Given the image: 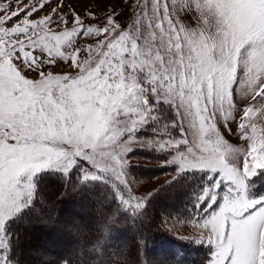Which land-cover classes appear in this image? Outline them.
Returning a JSON list of instances; mask_svg holds the SVG:
<instances>
[{"label": "snow or ice", "instance_id": "obj_1", "mask_svg": "<svg viewBox=\"0 0 264 264\" xmlns=\"http://www.w3.org/2000/svg\"><path fill=\"white\" fill-rule=\"evenodd\" d=\"M137 148L172 169L146 195ZM190 174L203 178L184 213L207 264H264V0H125L104 16L62 0L0 6V264H19L14 226L46 224L48 177L103 185L135 220Z\"/></svg>", "mask_w": 264, "mask_h": 264}, {"label": "rangeland", "instance_id": "obj_2", "mask_svg": "<svg viewBox=\"0 0 264 264\" xmlns=\"http://www.w3.org/2000/svg\"><path fill=\"white\" fill-rule=\"evenodd\" d=\"M7 2L8 0H0V6ZM11 2L14 4L15 0H11ZM62 2L70 4L81 14L85 11H93L99 16H104L106 12L110 11L125 12V0H62ZM65 11L68 9L66 8ZM132 11L133 9H128L125 15L117 17L118 22L122 25L126 22L131 23L129 16ZM43 14L41 13V15ZM184 22L189 23L188 20ZM64 70L63 68L54 69L57 72ZM225 136L230 142H237L236 138L228 133H225ZM161 158L160 154L141 148L129 153L133 176L138 181L147 182L146 185L141 183L133 185L137 195H146L148 191L160 187L170 179L172 169L160 167L158 160ZM202 178V175L197 177L190 174L181 181L174 183L171 188L153 197L143 215L133 220L126 216L122 209L117 208V204L112 202L110 191L103 185L99 187L90 185V190L76 192L70 186H62L58 178L48 177L41 185L40 203L37 204V212L43 216L46 224L37 223L35 215L30 218L27 217L24 221V227L19 229L20 232L17 229L18 244L15 259L19 261V264H63L67 259L55 260L49 251L52 247H49L48 241L42 238L45 232H49L50 235L56 236L58 241L64 240V243L69 242L71 244L70 250L66 251V256L80 264H84L80 259L84 260L86 264L170 263L169 254L172 252L167 253L168 255L153 254V252L150 254L153 240L143 244L139 239H145L143 237L151 230L159 229L165 232V236L173 237L180 243L190 245L195 249L200 247L201 245L191 242L197 237L199 230L192 223L186 222L184 205L187 201L184 197L189 189ZM263 178L264 176L253 178L256 190L260 193H264V188L260 187ZM68 192L78 193L81 200H76L78 202L75 205H72L74 199H67L64 202L63 198ZM125 223L136 226L135 231L137 230V232L133 238L130 233L127 234L125 237L127 244L122 251L95 253L94 258L86 255L90 252L91 248L89 247L93 242L104 240V233L108 228H117V225ZM58 229L61 232H58ZM165 242L166 240H161L159 245ZM168 247L169 250H172L170 246ZM203 247L207 248V245ZM176 252L180 253V251ZM189 256L190 253H186L185 259H189ZM185 259H182L180 263L191 264ZM196 264H207V251L206 255L202 257V261Z\"/></svg>", "mask_w": 264, "mask_h": 264}, {"label": "trees", "instance_id": "obj_3", "mask_svg": "<svg viewBox=\"0 0 264 264\" xmlns=\"http://www.w3.org/2000/svg\"><path fill=\"white\" fill-rule=\"evenodd\" d=\"M50 178L55 179V177H50ZM260 187L264 188V178L262 179V182H260ZM80 198L81 196L79 197L78 193L68 192L64 196L63 201L65 202L67 199H74V201L72 202V205H75L78 202L76 200H81ZM26 219L27 217L23 221H21L18 225L14 226V231L16 232V234H18L17 229L19 230L20 227L22 228L24 227L25 225L24 221ZM116 227L117 228L115 227L108 228L104 233V240L102 242H96V241L93 242L89 248L95 245L97 248L96 253H99V254L106 253L105 251H111L113 253L122 251L123 247L125 248L127 244L126 243L127 239L125 238L127 234L130 233V236L133 238L137 230L135 231L136 226H133L131 223H125L123 225L120 224V225H117ZM58 230H57L58 232H61L60 229ZM165 235H166L165 232L159 229H154V230H151L149 233H147L145 237H143L145 239H139V241L140 242L143 241V244H146L150 242L151 240H153V243L151 245L150 254L153 252V254L159 253V254L168 255L167 253L172 252V254H169L170 256L169 260L171 264H182L183 262L182 263L180 262L182 259H185V254L188 252L190 253V256H189L190 258L185 259V261L186 262L189 261V263L191 264L200 263L202 261V257L206 255L207 248L205 247L200 246L197 249H195V247L180 243L179 240H176L173 237L169 238L168 236H165ZM42 238L48 241L49 247H52L49 249V251L53 254V257L55 258V260L60 261L61 259H67L73 264H80L76 260H72L70 257L66 256V251H69L70 246H71L69 242L64 243V240H62L63 242L60 240L58 241L56 236H54L53 234L50 235L49 232L48 233L45 232ZM161 240H166V242L159 245V242ZM168 246H170L172 250H169ZM175 249L176 251H180V253L178 254V252H176ZM80 261L85 262L84 260H81V259ZM170 263H167V264H170Z\"/></svg>", "mask_w": 264, "mask_h": 264}]
</instances>
